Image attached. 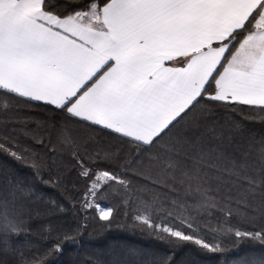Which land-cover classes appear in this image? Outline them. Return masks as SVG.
I'll use <instances>...</instances> for the list:
<instances>
[{
  "label": "snow or ice",
  "instance_id": "1",
  "mask_svg": "<svg viewBox=\"0 0 264 264\" xmlns=\"http://www.w3.org/2000/svg\"><path fill=\"white\" fill-rule=\"evenodd\" d=\"M0 155V264H264V0H0Z\"/></svg>",
  "mask_w": 264,
  "mask_h": 264
},
{
  "label": "trees",
  "instance_id": "2",
  "mask_svg": "<svg viewBox=\"0 0 264 264\" xmlns=\"http://www.w3.org/2000/svg\"><path fill=\"white\" fill-rule=\"evenodd\" d=\"M39 115L42 117L47 115V113L40 112ZM253 128L259 130L261 125L253 124ZM0 165L9 166L17 170L18 173L30 178V169L24 168L18 164H15L11 159L0 155ZM57 195V193H53ZM62 202L66 207H69V201L62 199ZM55 224L63 226H74V219L71 210L61 215L59 218L53 221ZM95 225L93 224L89 227L82 237V243L79 245H72L66 248L65 255L60 259L66 261L69 257H72L77 261V264H87L89 260L92 259H104V253L112 248H117L125 244H131L138 248L143 249L145 252H150L153 254H162L165 251V246L157 243L155 240L148 241L146 238H141L138 235L132 236L126 230L123 229H112L106 230L103 233L97 234L93 231ZM37 243H43L38 238H36ZM191 250H185L177 257L178 264L181 261L188 262L190 259H195L197 264H217L214 257L211 256H190ZM250 251H255L257 253L264 252V249L258 246L244 245L238 249L240 255H246Z\"/></svg>",
  "mask_w": 264,
  "mask_h": 264
}]
</instances>
